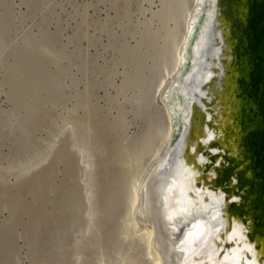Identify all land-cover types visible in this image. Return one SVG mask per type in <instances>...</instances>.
<instances>
[{
  "label": "rangeland",
  "instance_id": "374dc122",
  "mask_svg": "<svg viewBox=\"0 0 264 264\" xmlns=\"http://www.w3.org/2000/svg\"><path fill=\"white\" fill-rule=\"evenodd\" d=\"M168 1L0 0V264H129L126 188L165 129Z\"/></svg>",
  "mask_w": 264,
  "mask_h": 264
},
{
  "label": "bare ground",
  "instance_id": "6f19581e",
  "mask_svg": "<svg viewBox=\"0 0 264 264\" xmlns=\"http://www.w3.org/2000/svg\"><path fill=\"white\" fill-rule=\"evenodd\" d=\"M177 1L169 5L178 10L165 33L168 68L155 93L161 99L165 129L160 136L152 132L159 137L142 155L144 161L126 188L127 209L121 220L122 240L128 246L125 260L129 264H180L179 259L183 264H264V195L262 204L244 213L253 195L240 186L242 179L254 180L263 172L247 168L255 161L243 145L247 135L259 129V110L240 97L245 85L238 84L240 79L247 84L248 74L231 60L238 50L232 47L237 35L243 30L251 35V9L247 0ZM254 39L249 42L248 62L251 69L257 67L255 72L262 61L253 51ZM206 48L208 56L203 55ZM245 117L251 123L247 127L239 123ZM213 140L217 145L210 148ZM80 152L83 158L85 150ZM220 192L225 193L223 198H218ZM233 196L238 197L236 202ZM236 205L239 213L232 212ZM210 207L209 213H203ZM221 207L225 211L220 213ZM194 211L202 212L195 221L182 219ZM254 225L262 229L252 234ZM201 235L214 237L203 250L195 243Z\"/></svg>",
  "mask_w": 264,
  "mask_h": 264
},
{
  "label": "water",
  "instance_id": "95a60500",
  "mask_svg": "<svg viewBox=\"0 0 264 264\" xmlns=\"http://www.w3.org/2000/svg\"><path fill=\"white\" fill-rule=\"evenodd\" d=\"M229 2V1H228ZM247 4L249 5L251 9V16L252 19L250 21V32L251 35H247V32L243 30L239 35H237V38L232 42V47L237 46V51L234 55H232V62L237 64V66L243 65L245 69H241V73L248 74L247 79H249L248 83L246 84V81L243 79L238 85H245L241 91H240V97L243 98V100L246 101V103L249 105H254L259 110V129L258 131L254 132L253 134H248L245 141L243 142L244 148L246 150L247 156H250V158H254L255 162L248 163L247 168H252L255 172L256 170L261 169L262 173L256 174V179L249 180V179H242L240 181L241 189L244 191L250 193L253 195L251 202L249 205H247L244 208V213H248L250 211V207L253 205H260L262 204V196L264 195V0H247ZM256 37L255 40V46H254V53L257 54V59L262 61L261 66L258 68V70H255L257 67H253L251 69V63L248 62V58L251 57L252 53L249 51V42H253V38ZM207 50V53H206ZM249 54H251L249 56ZM203 55L208 56V49L206 48L205 51H203ZM205 58V56H203ZM203 58V60H204ZM257 115V116H258ZM255 119V117H254ZM240 125L242 123V126L247 127L250 123V119H247L246 117L241 120ZM216 141H212L210 143V148L216 147ZM206 168L209 169V166L207 165ZM231 171L228 172V175H231ZM262 174V175H260ZM223 175V174H222ZM222 177V176H221ZM258 180V181H257ZM223 181V182H222ZM224 185V180H221L219 183ZM225 186V185H224ZM160 192V190H159ZM158 192V194H159ZM161 194V193H160ZM160 204H158L159 206ZM162 205H164V202H162ZM162 215L164 216V211L162 210L164 207H160ZM231 208V207H228ZM234 213H239L237 211H240V207L238 205L232 207ZM212 207L208 208L205 212L211 211ZM165 210V209H164ZM220 213L225 211V207H221ZM202 212L194 211L190 212V214L186 216H182V219L186 218V222L190 223L195 221V219L198 218V216L201 215ZM209 213V212H207ZM222 218V217H221ZM218 220H215V223L217 225ZM211 225V224H210ZM212 226V225H211ZM261 227L259 225L253 226V232H259V229ZM262 229V228H261ZM195 241V243L200 247L202 250L208 246V240H212L214 237H211V235L204 236ZM206 241H208L206 243ZM203 247V248H202ZM183 259H179L180 264H183ZM179 264V263H178Z\"/></svg>",
  "mask_w": 264,
  "mask_h": 264
},
{
  "label": "snow or ice",
  "instance_id": "6c2138e0",
  "mask_svg": "<svg viewBox=\"0 0 264 264\" xmlns=\"http://www.w3.org/2000/svg\"><path fill=\"white\" fill-rule=\"evenodd\" d=\"M231 180H232V183H238V180H236L235 178H231ZM224 196H225V193H223V192H220L218 194V198H223ZM231 200H232V202H236L238 200V197L233 196V197H231Z\"/></svg>",
  "mask_w": 264,
  "mask_h": 264
}]
</instances>
